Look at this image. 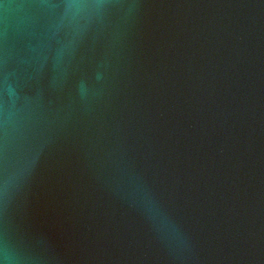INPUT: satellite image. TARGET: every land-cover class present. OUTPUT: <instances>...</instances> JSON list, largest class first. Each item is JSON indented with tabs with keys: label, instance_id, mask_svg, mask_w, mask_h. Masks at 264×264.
<instances>
[{
	"label": "water",
	"instance_id": "obj_1",
	"mask_svg": "<svg viewBox=\"0 0 264 264\" xmlns=\"http://www.w3.org/2000/svg\"><path fill=\"white\" fill-rule=\"evenodd\" d=\"M0 264H264V0H0Z\"/></svg>",
	"mask_w": 264,
	"mask_h": 264
}]
</instances>
